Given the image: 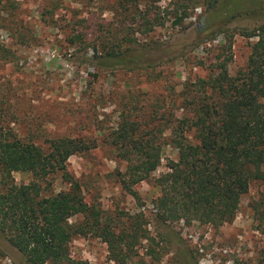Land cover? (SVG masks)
Segmentation results:
<instances>
[{
    "label": "rangeland",
    "instance_id": "rangeland-1",
    "mask_svg": "<svg viewBox=\"0 0 264 264\" xmlns=\"http://www.w3.org/2000/svg\"><path fill=\"white\" fill-rule=\"evenodd\" d=\"M168 1L0 0V132L100 137L128 108L140 118L169 110L180 117L184 85L207 76L215 56L227 61L231 75L244 67L257 39L247 33L258 34L264 24V0L218 3L207 21L198 6L177 23ZM232 3L240 15L228 20ZM77 33L84 43L74 45ZM109 47L123 57L139 54L141 66L103 65ZM167 135L164 130L160 141ZM170 159H177V151L163 144L158 168L132 186L135 197L120 183L126 163L108 144L71 155L67 169L85 201L98 206L106 221L120 228L140 223L138 232L146 229L153 238L137 236L119 262L101 238L76 236L69 243L71 258L84 264H264V184L252 181L234 219L217 228L198 221L159 225L154 178ZM12 176L18 186L32 179L23 171ZM66 188L58 178L43 192ZM138 213L140 221L132 218ZM0 264H28L1 233Z\"/></svg>",
    "mask_w": 264,
    "mask_h": 264
},
{
    "label": "trees",
    "instance_id": "trees-1",
    "mask_svg": "<svg viewBox=\"0 0 264 264\" xmlns=\"http://www.w3.org/2000/svg\"><path fill=\"white\" fill-rule=\"evenodd\" d=\"M229 1L234 0H169L168 4L177 23L198 6L207 21L218 3ZM238 7L232 3L225 14L228 20L240 15ZM247 35L257 39L244 67L231 75L227 61L215 56L207 76L184 85L177 106L180 117L169 110L162 116L150 111L147 119L140 118L135 108H128L100 137L0 132V233L28 264H84L69 253V243L76 236L101 238L111 259L119 262L137 236L153 239L146 229L138 232L140 223L120 228L106 221L98 206L85 201L79 181L68 171L71 155L101 143L126 163L120 183L135 197L132 186L158 168L162 145L176 149L177 159L168 160L167 170L154 178L159 191L153 200L157 224L198 221L217 228L234 219L250 183L259 180L264 184V24L258 34ZM73 38L77 39L74 45L84 43L79 33ZM108 49L103 65L141 66L139 54L123 57L114 48ZM164 130L168 135L160 141ZM16 171L30 173L31 181L16 185L12 176ZM58 178L67 188L45 194L43 190ZM260 201L264 203V191ZM74 216L80 217L70 221ZM132 218L140 221L143 215Z\"/></svg>",
    "mask_w": 264,
    "mask_h": 264
},
{
    "label": "water",
    "instance_id": "water-1",
    "mask_svg": "<svg viewBox=\"0 0 264 264\" xmlns=\"http://www.w3.org/2000/svg\"><path fill=\"white\" fill-rule=\"evenodd\" d=\"M202 21H203V18H202Z\"/></svg>",
    "mask_w": 264,
    "mask_h": 264
}]
</instances>
